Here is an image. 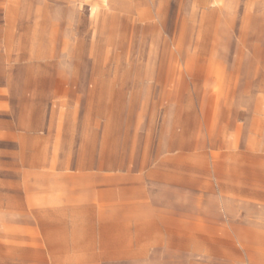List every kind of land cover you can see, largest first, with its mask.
Segmentation results:
<instances>
[{"label":"rangeland","instance_id":"374dc122","mask_svg":"<svg viewBox=\"0 0 264 264\" xmlns=\"http://www.w3.org/2000/svg\"><path fill=\"white\" fill-rule=\"evenodd\" d=\"M157 261L264 264V0H0V264Z\"/></svg>","mask_w":264,"mask_h":264},{"label":"crops","instance_id":"0c3cea01","mask_svg":"<svg viewBox=\"0 0 264 264\" xmlns=\"http://www.w3.org/2000/svg\"><path fill=\"white\" fill-rule=\"evenodd\" d=\"M146 215H142V220L144 219L143 222V229L146 230V234L148 235H154L156 238L150 239V240H146V243H143V246H154V245H159L160 242H162L163 240H161L160 237H163V233H159L158 231H155L154 233H149L148 231L150 230V228H152V221H149L150 219H154L151 216H148V213H143ZM165 235V234H164ZM150 264H170L167 261H157L156 263L150 262Z\"/></svg>","mask_w":264,"mask_h":264}]
</instances>
